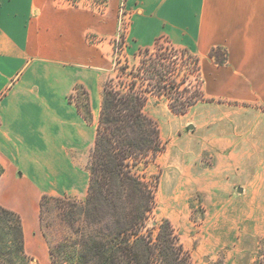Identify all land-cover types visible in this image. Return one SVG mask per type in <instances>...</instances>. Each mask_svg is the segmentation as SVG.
Returning <instances> with one entry per match:
<instances>
[{
    "label": "crops",
    "instance_id": "crops-1",
    "mask_svg": "<svg viewBox=\"0 0 264 264\" xmlns=\"http://www.w3.org/2000/svg\"><path fill=\"white\" fill-rule=\"evenodd\" d=\"M107 6L96 10L61 0H0V205L19 215L24 251L37 264H53L40 229L42 196L87 192L86 165L95 145L112 48L109 41L89 42L87 34L115 35L119 0H107ZM126 9L131 21L128 49L167 41L199 61L204 100L191 108L199 118L184 126L195 131L196 122L201 124L203 139L193 150L186 134L183 141L175 139L182 118L177 122L176 114L167 112L169 122L178 125L165 135L172 148L176 141L181 146L172 160L200 150L203 155L215 152V163L219 157L220 162L214 172L204 167L203 179L194 181L186 173L192 156L183 158L175 170L180 182L189 185L177 183L173 192L203 185L207 192L227 196L236 190L240 196L245 193L238 187L242 179L255 183L260 177L264 190V176L249 173L248 162L251 148L264 152V137L260 142L254 138L255 129H264V0H126ZM76 87L83 92L77 97L85 96L87 117L70 99ZM164 106L165 97L151 95L143 111L167 131L171 123L158 114ZM257 111L262 122L253 117ZM235 171L245 176L231 180ZM225 198L222 207L230 201Z\"/></svg>",
    "mask_w": 264,
    "mask_h": 264
},
{
    "label": "rangeland",
    "instance_id": "rangeland-1",
    "mask_svg": "<svg viewBox=\"0 0 264 264\" xmlns=\"http://www.w3.org/2000/svg\"><path fill=\"white\" fill-rule=\"evenodd\" d=\"M68 2L73 5L86 6L89 4L96 10H103L102 8L108 7L107 0H69ZM126 18L128 19L127 26L121 25L124 33L119 35L121 31H119L118 6L117 26L113 37L108 39L99 37L94 33L87 34V39L91 43L99 45L104 41H109L112 44L111 51L108 54L110 56V67L106 72L103 83L111 78L112 82L109 84L116 89L125 91L134 82V90L143 92L148 96L156 94L159 90L167 91V89L178 90L184 94V97L195 95V93L199 95L193 100L185 113H174L169 107L168 100L167 106L158 110L160 118L167 119L168 123H171L167 125V131L161 130L159 120L146 114L153 120L155 128H158L159 143L154 146L158 151L155 152L154 149H151L147 153L137 154L135 157L124 161L125 169L142 184L140 194L147 191L152 196L150 209L143 220L140 234H145L153 241L157 240V235L160 233L168 237L170 232L168 233L167 228L164 226L165 222H168L175 247L181 246L183 255L190 264H264V190L261 183L262 177L257 178L255 183L246 181V178L242 179L243 184L238 185V187L245 190V193L240 196L236 194V190L234 193L227 194V196L214 190L207 192L203 185L192 187L191 190L182 193L173 192V188L177 183L184 184L185 187L189 185L185 180L180 182L178 170H175V167L183 162V158L187 159L192 156V153L183 156L177 154L179 156L178 160L174 157L173 160L176 159V162H172L173 155H176V148L180 149L181 146L178 145L179 141H176L174 143L175 147L172 148L171 138L165 135V132H172L173 125H178L176 122H169L168 114H176L175 121L177 122L182 118L181 127L177 133L173 134V137L176 139L178 136L179 140L183 141L184 134H186L185 140H190L191 150H193L203 139V129H200L201 124L196 122L197 129L194 131L193 127L191 130L189 129L191 126L189 124L184 126V122H194L199 118L200 114L197 111V113H193L194 109L191 108L204 100L201 73L197 75L193 72L188 75V81L184 80L183 77H187L190 56L182 53L176 55L177 52L171 49L169 44H165L164 41L138 51L128 49L127 36L131 23L129 20L130 12ZM125 28H128V30L126 31ZM126 57L130 63L129 66L134 67V69L130 71L132 74L119 76L117 70L114 69L116 58L123 60ZM148 64H155L159 68L161 76L163 74L160 83L161 86H165V90L158 88L156 76L149 77L151 75L146 70L136 69L137 67L146 68ZM80 92L81 87H76L70 99L83 108L84 115L87 117L89 112L84 101L85 96L77 97ZM214 111L215 108L211 107L209 113L213 115ZM261 111H264V107H261ZM253 117L257 121H263L262 114L258 111L254 113ZM192 123L191 125L195 126ZM263 131L264 129L259 128L254 130V138L257 139V142H260L264 137ZM93 149L90 151L86 165L89 172V183ZM251 150L248 161L250 163L249 173H255V177H258V175L264 176L263 149L261 147L257 151L258 154L256 150L254 151V148H251ZM195 153L192 160H189V163L186 164L187 168H191L186 173L190 172L193 175V180L197 181L203 179L201 170L204 167H208L212 172L215 171V165L220 162V157L218 155L219 162L215 163V156L217 155L215 152L203 155L199 150ZM231 174L230 179H236L237 181L244 175L237 174L236 171ZM213 179L216 178L213 177ZM213 182L214 180H212ZM89 183L87 192L83 196H49L44 201L40 211V229L50 249L53 248L54 251H57L61 249L62 245V248L64 247L67 252L75 251L77 253L81 251V241L85 232L91 231L94 234L99 229L102 234H106V228H108L113 218L107 210V205L100 202V200H103L102 197L100 195L96 196V208H92L91 212H87L83 208L85 207L84 200L89 191ZM104 191L105 189L102 192ZM120 195L121 189L115 184L109 197L114 199L118 214L123 209ZM143 196L145 198L144 193ZM228 196L230 201L224 202L222 207V201L226 200L225 197ZM131 199H134L132 205L133 208H136L135 211H140V198ZM252 200L255 203H250L248 206L247 203ZM60 259L61 256L56 255V260ZM70 261H72L70 264H75V259ZM28 264H34V262Z\"/></svg>",
    "mask_w": 264,
    "mask_h": 264
},
{
    "label": "trees",
    "instance_id": "trees-1",
    "mask_svg": "<svg viewBox=\"0 0 264 264\" xmlns=\"http://www.w3.org/2000/svg\"><path fill=\"white\" fill-rule=\"evenodd\" d=\"M164 42L169 44L167 41ZM169 46L177 52L176 55L182 53L190 56L189 69L187 77H183L184 80L188 81V75L193 72L199 75L200 66L197 57L170 44ZM215 52L216 50H213L214 55ZM216 59L221 60L218 56ZM129 65L127 57L123 60L116 58L114 69L119 76L132 74L130 71L134 67ZM136 69L146 70L151 75L149 77L156 76L158 88L165 90V86H161L160 83L163 74L161 76L155 64ZM110 82H112L111 78L103 87L97 135L91 156L89 191L83 208L91 212L92 208H96V196L100 195L103 199L100 202L107 205V210L113 219L106 228V234H102L99 229L94 234L91 231L85 232L81 241V251L77 253L67 252L62 245L57 251L49 248L51 260L53 264H70L71 259H75V264H190L183 255L181 246L175 247L168 222L164 225L168 233L170 232L168 237L160 233L157 235V240L153 241L145 234H140L141 225L150 209L152 196L147 191L146 193L143 191L145 198L143 193L140 194L142 184L125 169L124 161L137 154L147 153L151 149L158 151L154 148L159 143L158 128H155L153 120L143 111L147 94L135 91L134 82L125 91L116 89L109 84ZM153 95L165 97L169 101L171 110L177 114L185 113L193 100L199 97L197 93L184 97L182 92L170 89L159 90ZM115 184L121 189L120 200L123 209L120 214L116 212L114 199L109 197ZM104 189L105 191L102 192ZM48 197L42 196L41 209ZM135 197L140 198L141 201V209L138 212L132 205L134 199L131 198ZM56 255L61 256V259L56 260ZM31 262L32 258L24 251L19 215L0 205V264Z\"/></svg>",
    "mask_w": 264,
    "mask_h": 264
},
{
    "label": "built area",
    "instance_id": "built-area-1",
    "mask_svg": "<svg viewBox=\"0 0 264 264\" xmlns=\"http://www.w3.org/2000/svg\"><path fill=\"white\" fill-rule=\"evenodd\" d=\"M76 4H77V2H76ZM128 14H129V12L126 9V0H119V23H120V25H119L120 30L119 31H121L119 33V35L124 33V30L122 29L121 25L127 26L126 23L128 22V19L126 17ZM125 29H126V31L128 30V28H125Z\"/></svg>",
    "mask_w": 264,
    "mask_h": 264
}]
</instances>
